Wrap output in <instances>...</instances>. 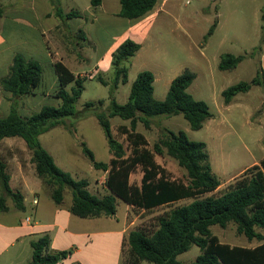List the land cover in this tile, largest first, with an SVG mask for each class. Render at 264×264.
Wrapping results in <instances>:
<instances>
[{
  "label": "trees",
  "instance_id": "1",
  "mask_svg": "<svg viewBox=\"0 0 264 264\" xmlns=\"http://www.w3.org/2000/svg\"><path fill=\"white\" fill-rule=\"evenodd\" d=\"M52 1L57 15L63 20L79 15L76 11L65 14L59 2ZM100 2L92 0V5L98 6ZM156 3L157 0H121L119 15L126 19H139L152 11ZM3 12L0 8V18ZM216 27L217 21L210 27L205 40L213 35ZM141 47V44L127 39L114 51L111 62L114 71L110 88L111 107L108 113L96 114L112 154L111 161H96L92 150L83 144V152L92 166L108 173L105 185L109 193L103 197L89 190L88 180L76 179L60 168L40 142L42 134L64 124L68 117L77 116L76 104L82 96L87 79L74 75L63 62H55L60 85L56 96L60 104L44 105L39 112L23 116L18 111L19 98L34 94L42 82L43 69L38 61L15 55L8 75L0 79V89L13 97L9 113L0 117V212L8 211V198L13 200L17 210H25L24 197L11 188V174L1 156V144L5 138H20L31 152V162L35 165L38 178L51 189L54 203L61 205L65 191L70 190L72 204L69 210L77 217L113 218L117 214V199L144 210L192 199L190 203L177 206L161 216L158 228L152 233L142 229L130 232L128 244L133 257L131 264H141V261L151 264H264V159L245 170L223 194L206 196L221 186L219 177L213 171L206 143L189 139L183 131L164 129L162 137L150 149L145 136L137 132L139 123L149 128L152 118L156 116L182 114L192 130H200L206 121L213 118V114L206 102L197 100L189 93L196 78L189 69H185L171 82L164 100L154 97L153 72L141 71L132 84L128 101L119 104L115 97L116 90L120 83L128 82V65ZM243 60L242 55L223 54L219 69L233 70ZM99 80L103 85H109L101 77ZM71 84L73 87L68 90ZM253 86H261L264 90V70L261 66L250 82H239L222 92L225 104H231L237 95L249 92ZM87 106L91 108L96 103H88ZM113 117L130 121L129 127H120L132 146L130 155H127L123 143L112 133L110 118ZM156 155H167L176 160L186 170L189 182L185 184L169 179L166 170L157 163ZM138 166L142 167L144 173L140 186L130 183V176ZM229 224H234L237 232L249 242L257 240L262 243L254 248L221 243L211 229L214 226L226 228ZM193 246L201 250L196 260L191 263L180 261L179 256ZM31 247V264H60L72 254V249L52 253L49 235L32 241Z\"/></svg>",
  "mask_w": 264,
  "mask_h": 264
},
{
  "label": "rangeland",
  "instance_id": "2",
  "mask_svg": "<svg viewBox=\"0 0 264 264\" xmlns=\"http://www.w3.org/2000/svg\"><path fill=\"white\" fill-rule=\"evenodd\" d=\"M32 0H0V8L5 11V18L0 19L5 35L11 39L27 38L37 41L39 32L24 27V21H20L21 27L17 28L12 22V18L33 21L30 2ZM40 6L49 8L46 0H39ZM60 8L65 12L84 8L87 0H56ZM179 17L160 18L159 25H156L154 36L148 42L141 53L139 63L128 67L130 69L129 81L125 84L120 83L116 90V100L119 104L128 101L131 87L136 76L141 70H150L155 76L154 97L157 100H164L170 88L171 82L179 76L185 69H189L196 76L189 88V93L197 100L206 102L212 114L213 120L205 122L200 130H192L187 120L182 114L176 116H156L152 118L151 126L147 128L139 123L137 132L143 134L152 149L153 145L162 137L163 130L167 129L174 132L183 131L189 139L201 141L207 144L210 160L214 173L219 177L221 186L215 192L206 196H217L223 194L227 187L235 182L245 170L253 165L259 164L264 159V90L261 86H253L247 93L237 95L226 105L222 92L239 82H250L260 70L259 50L249 51L251 44L260 42L264 39V33L257 29L264 23L259 19L256 21L250 11L244 13V18L240 20H225L223 25L215 33L205 40L210 27L218 19L213 14L200 11L202 3L198 0H179L176 3ZM39 6V7H40ZM41 8V7H40ZM202 8V7H201ZM165 17V16H162ZM49 24H55L52 20ZM163 23V26L161 25ZM106 21L100 19L95 21L89 35L87 43H83L85 53L96 58L107 50L116 36L120 33L121 26H106ZM260 25V26H258ZM260 31V30H259ZM49 38L55 39L60 47L66 49V54L75 56L77 52L70 51L74 47V38L64 27H54L49 31ZM13 36V37H12ZM78 39V40H77ZM77 42L82 43V38H76ZM93 46V47H92ZM54 48V45L51 44ZM54 53V51H52ZM248 52V53H247ZM242 55L244 60L233 70L222 71L219 63L223 54ZM39 61L38 59H34ZM43 60V58H42ZM83 76L87 80L84 82V91L76 104L77 116L68 117L65 123L50 129L40 136L41 144L54 157L60 168L69 172L76 179H86L90 182L89 190L103 197L108 193L105 185L106 176L95 170L90 159L83 152V144L92 150L98 162L109 163L112 154L109 151L105 133L99 124L96 114L100 112L108 113L111 107L110 88L113 84L114 71L112 66L106 71L97 70L85 64L82 69ZM102 78L109 85H103L99 78ZM73 84L68 86L71 90ZM25 97V96H24ZM60 99L40 101L38 108L32 111L19 112L24 116H31L38 112L44 105L58 106ZM100 101L102 104H100ZM88 103H96V106L89 108ZM41 104V105H40ZM5 112L0 111V116ZM112 133L115 138L122 142L127 155H130L132 146L127 136L121 132L122 125L130 126V121H124L119 117L110 118ZM7 138L1 146V156L8 165L9 172L15 170L14 162H22L25 167L27 162L31 163V152L22 150L18 141L25 144L20 138ZM157 162L166 170L167 176L171 180L187 184L189 182L187 172L180 167L176 160L163 155H156ZM29 174V172H27ZM143 170L138 166L130 176L132 185H141ZM30 175V174H29ZM37 180L34 176V180ZM0 195L2 190L0 188ZM32 197V196H30ZM41 203L46 202V193L43 191L37 196ZM192 199L180 201L173 205L154 208L151 210L138 209L130 206L122 199L117 200V214L113 218L103 217L100 220L83 219L71 214L74 221L68 230L75 233L87 235L77 240L81 249V254L76 256L79 261L73 264H131L133 257L130 253L128 237L131 231L142 229L147 233H152L158 228L159 218L171 209L188 204ZM7 202L12 210L6 215L0 212V220L12 221L16 224L19 221L30 217L32 223L36 217L31 211L13 210L15 204L10 198ZM28 203V201H27ZM72 204V194L70 190L65 191L64 206ZM9 217V218H8ZM46 230V229H45ZM57 230V229H55ZM124 230V239L121 245L122 236L119 232ZM212 234L223 244L230 246H242L254 248L262 242L249 240L237 232L234 224H229L226 228L219 226L212 227ZM52 231V233H50ZM54 230H46L44 235L54 234ZM90 235V237H88ZM38 240V239H37ZM69 242L63 241L62 245ZM76 244V242L74 243ZM77 248V249H78ZM122 248V255L119 257ZM76 249L72 250V254ZM201 254L200 248L193 246L191 250L179 256L183 263H191ZM19 255L21 264H31L33 250L31 245L17 243L14 247H9L2 259L4 264L10 258ZM11 263V262H10ZM141 264H151L141 261ZM65 264H70L68 261Z\"/></svg>",
  "mask_w": 264,
  "mask_h": 264
},
{
  "label": "crops",
  "instance_id": "3",
  "mask_svg": "<svg viewBox=\"0 0 264 264\" xmlns=\"http://www.w3.org/2000/svg\"><path fill=\"white\" fill-rule=\"evenodd\" d=\"M46 1L48 2L49 8H45L43 5L40 6L39 0H32L30 2V10L35 11V14H32V17L34 19L33 21L20 20V18L17 17L12 18V22L16 25L17 28H20L21 25H23L20 23V21H24V27L39 32V38L37 41H31L27 38H22L21 40L11 39L10 36L4 34L3 26L1 24L2 22L0 23V79L8 75L9 68L13 62V58L15 57V55L18 54L22 55L27 60L38 59V62L41 64L43 69V78L40 86L35 90L33 95L25 97L23 96L19 98L18 111H32L36 107L38 108L39 102L41 100L49 101L53 99H58L56 95L60 89V85L58 75L54 68L55 62H63L68 67V69L76 76H83L84 72L82 71V69L85 67V64L87 62H89L90 65L96 68L98 71H106L111 66L112 54L114 53V51L125 40L131 39L141 44L142 46L141 50L136 54V56L130 60V64L131 66H133L140 62L141 53L145 49L148 42L152 39V35L154 36L155 27L156 25H159L158 21L160 20V18H178L180 13L177 11L176 8L178 6L176 3L179 0H157L154 9L142 18L126 19L120 17L119 15L121 11V0H101L98 6H93L92 0H87L84 8H80L78 6V10H72L79 13L77 17L71 18L69 20H63L57 15L56 6L54 2L52 0ZM198 1L202 3V8L200 7V11H197V13L204 12L207 14H213L214 17L219 20L215 31H217L220 26L223 25V21L232 19H243V14L248 11L253 14L252 17L256 19V21L260 19L264 23V0ZM186 2L190 3V0H186ZM63 12L65 14L69 13L65 11ZM5 16L6 14L4 11L3 16L0 19L5 18ZM100 19L106 21L107 27L109 25L119 24L121 26V30L118 36H116V38L112 42V44L109 45V47L105 52H103V54L99 55L96 58V62L94 63L95 58H93V55L91 56L90 54L88 55L85 53L83 43H87L90 32L92 30V26L94 25L95 21ZM49 20H53L55 24L47 23V21ZM161 25L163 26V23H161ZM60 26H64L73 36L74 39L72 41L74 42V47H71L70 51L77 52L75 56L69 53L66 54L65 48L60 47V45L56 42L55 39L53 40L49 38V31L54 27ZM259 32L264 33V25H261V28L259 27L257 29L256 35ZM78 37H81L83 39L82 43L77 42L78 39L76 40V38ZM51 44L54 45V48L51 47ZM255 48L260 49L258 62L261 68L264 70V39H262L260 42L251 44L249 51L251 52ZM52 51H54V53ZM141 71H139L138 74ZM12 98L13 97L10 93L4 92L0 89V111L2 113L5 112V114L0 117H4L9 113L12 105ZM56 103L57 102L55 101L54 104ZM59 104L60 102L57 103V105ZM213 118L211 120H213ZM12 139L15 140L14 138ZM18 142L22 150L24 149L28 151L26 143L23 144L20 141ZM14 163L15 170L10 171V186L14 191L20 192L23 195L25 210H27V208L31 209V211L36 217V220L34 223H27L25 220L21 219L19 223L16 224L12 221V218L10 219L8 217L9 221L5 220L7 218L8 213L12 210L11 206L7 202V206L9 209L8 211L1 212L6 215H2V217L5 219L0 220V264H4L2 262V259L4 254L8 253L9 247H14L18 242L22 244L27 243L31 245L32 241H36L37 239L41 238V234L43 232L46 233V230L48 229L55 231V233L51 236L49 234L51 238L50 250L52 253L76 249L73 254H71L67 259L60 263L65 264L69 261L70 264H73V260L76 259V256L81 254V249H79L77 246L82 241L77 243V240L82 237H86L87 235L83 233H75L68 230V227L74 221V217H72V213L69 210L71 205L65 207L64 202L61 205H56L54 203L51 198V189L41 179L38 178L35 171V165L32 162H27V167H25L20 161ZM98 171H100V174H104L103 176H106L108 174L107 172L101 170ZM27 172H29L30 175ZM34 176H36L39 182L33 181ZM43 191L46 193L47 196L46 202L44 204L41 203L39 197L37 198V196H39V194ZM35 199L38 201L37 205H33V201ZM101 218H95L94 220H100ZM50 233H52V231ZM119 235L122 236V245V241L124 239V230L120 231ZM88 237H90V235H88ZM63 241L65 243L69 242V244L62 245ZM75 242L76 244H74ZM121 255L122 248L119 257ZM9 258L10 261L7 264H21V262H19L21 257L19 255H17L13 259L12 257L8 256L6 259L8 260ZM76 261L79 260L76 259Z\"/></svg>",
  "mask_w": 264,
  "mask_h": 264
},
{
  "label": "built area",
  "instance_id": "4",
  "mask_svg": "<svg viewBox=\"0 0 264 264\" xmlns=\"http://www.w3.org/2000/svg\"><path fill=\"white\" fill-rule=\"evenodd\" d=\"M37 204H38V201L35 199V200L33 201V205H37ZM26 222H27V223H32L31 218H30V217H27V218H26Z\"/></svg>",
  "mask_w": 264,
  "mask_h": 264
}]
</instances>
